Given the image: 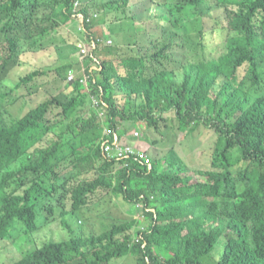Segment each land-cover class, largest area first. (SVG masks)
<instances>
[{"label": "trees", "instance_id": "trees-1", "mask_svg": "<svg viewBox=\"0 0 264 264\" xmlns=\"http://www.w3.org/2000/svg\"><path fill=\"white\" fill-rule=\"evenodd\" d=\"M45 1L47 8L60 9L57 13L67 22L78 23L79 15L85 17L84 31L76 30L92 41L88 61L98 67L86 69V85L81 74L76 81H67L66 85L77 88L72 96L60 92L11 125H0V241L14 243L30 236L43 218L55 214L73 233L70 239L49 242L16 264H112L128 255L136 264H214L205 259L215 255L223 238L215 264H264V0H176L169 6V13L192 7L205 14L204 7L214 1L227 10L232 33L226 54L181 67L177 71L181 76L157 66L172 48L170 36L166 40L161 32L151 38L150 45L158 49L152 55L156 65L150 70L145 66L148 57L142 56L121 59V72L97 57L100 51L110 57L117 47L102 50L93 32L102 22L88 13L91 2ZM40 3L0 0V49L8 53L5 60L0 55V68L31 52L33 39L43 33H29V15L19 19L24 8L38 15ZM113 3L124 9L129 0ZM21 28L28 33L24 46L18 38ZM133 30V37L144 42L147 50L146 29ZM156 32L153 29L151 36ZM69 70H75L73 61L57 73L66 81ZM43 71L24 76L17 86ZM88 104L93 112L84 113ZM167 112L185 135L203 125L218 132L214 169L195 171L203 182L195 179V172L180 173L187 162L174 150L164 157L168 172H163L162 158H150L149 166L138 156L119 160L104 155L103 145L114 143L116 133L121 138L140 122L156 126ZM105 128L110 133L102 137ZM54 129L58 136L48 142ZM92 173V180L82 178ZM103 189L142 216L112 223L101 234H76L73 221L80 219L84 228L85 208Z\"/></svg>", "mask_w": 264, "mask_h": 264}, {"label": "rangeland", "instance_id": "rangeland-1", "mask_svg": "<svg viewBox=\"0 0 264 264\" xmlns=\"http://www.w3.org/2000/svg\"><path fill=\"white\" fill-rule=\"evenodd\" d=\"M154 1L129 0L127 7L118 9L113 0H84V3L91 2L88 13L101 19L102 24L95 25L93 32L99 36L102 50L105 49V46L106 48L107 46L117 47L115 49L117 52H114V55L109 54L110 57L100 51L97 54L99 59L110 62L112 66H117L123 72L121 66L119 67L121 59L145 56L148 57L145 66L150 70L154 64L156 65L152 55L158 49L150 45V41L151 38L159 36L161 32L165 34L166 40H168V36L172 38V48L166 52V58L162 57L158 60L157 66L161 65L159 68L174 70L177 76H181V73L177 72L181 67L207 62L227 53V42L232 33L228 29L229 18L226 9L218 7L219 5L212 1V4L204 7L203 13L205 14H197L192 7L180 12L173 8L175 12L169 13L168 7L174 6L176 0ZM40 4V11H36L38 15H33L34 10L24 8L19 13V19L24 15H29L32 24L29 33H33V35L40 31L43 33L33 39L31 52L25 53L17 62H10V64L4 65L5 68H0V125H11L12 120L21 118L44 100L60 95V92L61 95L72 96L76 93L77 88L75 85L66 84L76 81L81 74L82 82L86 85L89 76L85 72L86 69L89 66L98 67L96 62L88 61L92 56V48H89L92 41H86V35H81L78 32L84 31L85 17L79 15L78 23L77 21L67 22L57 13L60 9L47 8L45 0H41ZM110 4L111 6H109ZM78 5L76 3V9H78ZM165 15L169 16V19L162 18ZM55 24H59L61 28L58 29ZM35 27L37 28L35 29ZM133 27L146 29L147 50L143 48L144 42L133 37ZM153 29L157 31L155 37L151 36ZM18 34L20 45L24 46L25 37L28 34L26 29L21 28ZM11 35L13 34L11 33ZM0 55L5 60L8 53L0 49ZM69 61H73L74 69L79 72L69 70L68 75L73 78L65 81L57 73V70L68 64ZM37 70H44L45 74L38 75L31 82L22 83L23 85L20 87L17 86L24 76L26 77ZM9 92H12V95H7ZM226 94L225 92L224 95ZM118 102H123L122 96H119ZM86 106L89 110H85L84 113L93 112L92 105ZM100 114L103 115L104 111L101 110ZM176 125L177 120L173 114L167 112L165 120H160L156 126L148 127L144 122H140L139 127L130 126L128 129L130 137L128 138L132 144L136 142V150L143 147L146 157L162 158L163 172L169 171L166 169L167 164L164 157L171 150L176 152L179 159L187 162V168L181 170L180 173L214 169L213 155L219 136L218 132L203 125L191 132L190 135H185L184 132L177 130ZM122 128L124 130L125 124ZM106 130L104 129V132ZM135 130L139 133V138L136 140L132 138ZM57 133V129L51 131L47 136V141H53L58 136ZM194 175L197 181L203 182L202 175L196 172ZM82 178L88 181L92 180L95 178V173L87 174ZM122 202V199H119L113 192L106 189L99 190L91 197L89 207L85 208L86 214H83V219H87V223L84 228L81 229V220L77 219L78 221L75 220L72 223L73 231L82 236L101 234L112 223L119 224L130 219H139L142 216L140 210L131 209ZM66 203L68 205L69 200ZM42 215L46 216V213L42 212ZM71 237H73V233L63 227L58 214L43 218L39 222V230L34 234L23 235L20 237L23 239L19 238L14 243L0 241V264H16L49 242H61ZM223 244H225L224 238L217 245L215 255L206 257L205 260L215 264ZM112 264H136V261L133 256L128 255L123 259L112 261Z\"/></svg>", "mask_w": 264, "mask_h": 264}, {"label": "clouds", "instance_id": "clouds-1", "mask_svg": "<svg viewBox=\"0 0 264 264\" xmlns=\"http://www.w3.org/2000/svg\"><path fill=\"white\" fill-rule=\"evenodd\" d=\"M73 76L69 75V79H72ZM104 115V114H103ZM102 116V115H101ZM107 129V128H105ZM110 130L107 129L104 132V135H109ZM116 140L114 143H105L103 146L104 148V155L107 156L108 158H117V159H129L131 156H138L139 158L144 160L145 164L149 165V160L150 157H146V153L143 149V147L139 148L138 150H136L137 145L136 142L134 144L131 143L130 141V136H128V132L126 133V135L120 136L121 138H119L116 133ZM134 140L139 138V133L138 131H134L133 132V137ZM112 145V146H111ZM128 164H125V166H127ZM150 166V165H149Z\"/></svg>", "mask_w": 264, "mask_h": 264}]
</instances>
